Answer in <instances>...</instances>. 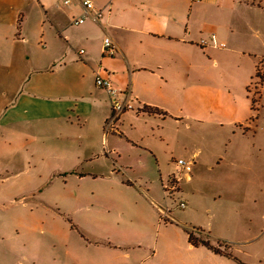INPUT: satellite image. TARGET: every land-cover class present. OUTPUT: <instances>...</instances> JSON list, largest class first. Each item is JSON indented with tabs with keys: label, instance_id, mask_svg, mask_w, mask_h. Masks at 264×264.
Masks as SVG:
<instances>
[{
	"label": "crops",
	"instance_id": "0c3cea01",
	"mask_svg": "<svg viewBox=\"0 0 264 264\" xmlns=\"http://www.w3.org/2000/svg\"><path fill=\"white\" fill-rule=\"evenodd\" d=\"M263 1L94 0L99 22L86 17L74 24L80 0H0V264H113L140 254L159 226L154 173L163 190L173 172L162 176L149 133L168 119L175 123V101L193 110L196 98L209 118L222 115L218 124L249 128V86L260 69L264 92ZM212 34L225 46H214ZM106 36L116 45L112 56L103 54ZM97 72L134 107L109 133L112 98L95 84ZM197 84L208 86V96L194 94ZM196 159V153L187 158ZM51 173L73 187L66 210L74 238L42 255L50 211L40 208L37 228L39 207L24 200L36 190V176L45 181ZM174 220L165 224L166 245L181 228ZM132 243L138 246L130 253L114 251Z\"/></svg>",
	"mask_w": 264,
	"mask_h": 264
},
{
	"label": "rangeland",
	"instance_id": "374dc122",
	"mask_svg": "<svg viewBox=\"0 0 264 264\" xmlns=\"http://www.w3.org/2000/svg\"><path fill=\"white\" fill-rule=\"evenodd\" d=\"M261 71L256 72L249 86V128L236 129L218 124L217 119H222V115L215 112L216 117L209 118V108L196 98L193 110L186 101H175V123L168 119L162 127H155L154 132L149 133L148 138L158 147L162 176L164 170L173 171L170 175H179V182L175 181L177 188L174 191L164 190L162 185L163 191L158 187V174L154 173L153 186L158 189H152L151 203L159 223L154 238L147 236L142 241L140 254L132 255L129 260L119 257L113 264H264V92L260 96ZM227 74L228 70L222 78ZM190 89L197 97L208 96L209 88L203 84ZM105 130L109 133L114 126L109 130L105 127ZM161 135L168 139L169 146L161 142ZM100 149L103 151L102 146ZM193 153L198 156L195 161L201 162L193 163L189 172L177 173V159H187ZM52 168L50 165L48 173ZM52 174L45 181L39 180L37 175L36 190L24 200L26 203L35 201L39 207L36 209L37 221L42 219L41 207L50 211L45 216L41 244L38 241L40 235L36 233V248L40 244L42 255H51L53 245L59 250L64 248V241L74 238L68 227L71 214L66 210L73 200V187L65 186L58 177L54 180ZM135 201L142 204L139 199L133 200L134 204ZM180 202H184L185 207L181 208ZM140 215L150 221L148 213ZM170 216L181 228L171 231L166 245L164 231ZM41 222L37 223V228L43 225ZM138 224L139 221L136 226ZM150 230L147 226L143 232L149 235ZM137 246L135 243L122 245L114 251L126 254Z\"/></svg>",
	"mask_w": 264,
	"mask_h": 264
},
{
	"label": "built area",
	"instance_id": "2783aa9c",
	"mask_svg": "<svg viewBox=\"0 0 264 264\" xmlns=\"http://www.w3.org/2000/svg\"><path fill=\"white\" fill-rule=\"evenodd\" d=\"M193 1H199V0H193ZM69 0H64V3H68ZM80 5L82 7V14L78 18L74 19L72 22L74 24H81L84 22L86 17H90L93 20L99 22V18L101 17V12L96 11L94 12V0H80ZM211 41L214 46H220L224 47V43H218L216 39V35L212 34L211 35ZM201 47H205L207 45V41L205 39H201L198 43ZM83 52V50H81ZM116 52V45L112 41V39L109 36H106L103 40V54L107 55H114ZM95 84L99 87L105 88V90L108 92L109 96L112 98L111 100V111L110 114L105 122V127L109 130L113 126H115V123L119 119L120 115L124 113L125 111L128 110H133L134 107L130 101H128L126 98L125 99H119L116 98L117 95L121 94V92L117 89L114 88L111 83L102 78L100 73L97 72L95 76ZM193 165V162L191 160H187L185 158H179L176 161V167L177 173L179 172H189L191 171V167ZM179 175L171 174L169 175L168 179L166 180V183L163 184L164 190L166 189H171L175 190V181L179 182ZM180 207L183 208L185 207L184 202H180Z\"/></svg>",
	"mask_w": 264,
	"mask_h": 264
},
{
	"label": "trees",
	"instance_id": "16d2710c",
	"mask_svg": "<svg viewBox=\"0 0 264 264\" xmlns=\"http://www.w3.org/2000/svg\"><path fill=\"white\" fill-rule=\"evenodd\" d=\"M189 241H191L192 242V235L191 234H189ZM195 242H193V244H194Z\"/></svg>",
	"mask_w": 264,
	"mask_h": 264
}]
</instances>
